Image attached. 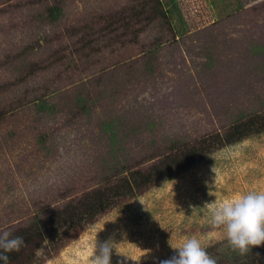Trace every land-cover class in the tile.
<instances>
[{
  "label": "rangeland",
  "instance_id": "374dc122",
  "mask_svg": "<svg viewBox=\"0 0 264 264\" xmlns=\"http://www.w3.org/2000/svg\"><path fill=\"white\" fill-rule=\"evenodd\" d=\"M254 117L264 0H0V234L31 237L12 264H90L109 238L111 264H160L193 236L217 264H257L264 244L240 254L211 221L264 190V130L210 139Z\"/></svg>",
  "mask_w": 264,
  "mask_h": 264
},
{
  "label": "clouds",
  "instance_id": "9594fccd",
  "mask_svg": "<svg viewBox=\"0 0 264 264\" xmlns=\"http://www.w3.org/2000/svg\"><path fill=\"white\" fill-rule=\"evenodd\" d=\"M211 221L214 227L224 229L228 244L240 254L264 244V190L239 193L216 203ZM24 245L23 236H14L8 231L0 234V264H9L8 254L19 252ZM170 246L176 253L160 264H217L195 236ZM113 250L117 253L111 238L99 241L90 264H111Z\"/></svg>",
  "mask_w": 264,
  "mask_h": 264
},
{
  "label": "trees",
  "instance_id": "16d2710c",
  "mask_svg": "<svg viewBox=\"0 0 264 264\" xmlns=\"http://www.w3.org/2000/svg\"><path fill=\"white\" fill-rule=\"evenodd\" d=\"M173 2V0H170ZM264 130V118L260 121H257L256 117L251 118L249 120H245L244 122H242L241 124L235 125L231 128V130L228 132V134L225 136L224 139L221 140V136L219 134H215L213 135L210 139L213 140L211 142L214 141H218V143H221L222 145L224 144H230L233 143L236 140H239L247 135H249L250 133H252L253 131L258 132ZM208 138L203 139L200 144H203L205 141H207ZM193 153H188L187 156L185 155V157L183 158V160L181 161V163H186V160L189 158V155H192ZM177 160H173L170 163H167L165 166L163 167H158V166H154L152 167V169L149 171V173H147L146 175H143L140 172H136L133 173L131 175V180H127L126 181V191L125 193H129L133 188L131 187L132 184L135 185V187H145L147 185H150L156 181H162L167 179L168 177L171 176V173L173 171V166L176 164ZM190 161V160H189ZM123 193V188H117L114 189L113 192L110 193L109 191H103V192H98L95 193L92 198H93V203H89L88 201L86 203H83V214L82 215H86L90 216V217H94L96 214H98L99 212L105 210V209H109L111 207V205L113 204L112 200H111V195L115 194L116 196H120L125 194ZM127 195V194H126ZM55 230V229H54ZM53 229H50L49 234H52L53 232L55 233ZM14 236H23L24 240H25V245L21 248V250L19 252H12L9 253V264H12L14 262H16L18 259H20L23 256V250L26 248V245L30 242L31 237L29 238L27 233H23V234H17ZM253 263H257V264H264V252L260 255L257 254V256H254L253 259Z\"/></svg>",
  "mask_w": 264,
  "mask_h": 264
}]
</instances>
